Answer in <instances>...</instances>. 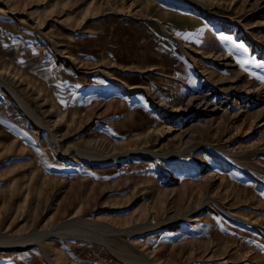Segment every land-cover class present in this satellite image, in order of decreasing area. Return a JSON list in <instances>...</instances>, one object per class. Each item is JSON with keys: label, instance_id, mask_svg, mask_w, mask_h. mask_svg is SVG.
<instances>
[{"label": "rangeland", "instance_id": "374dc122", "mask_svg": "<svg viewBox=\"0 0 264 264\" xmlns=\"http://www.w3.org/2000/svg\"><path fill=\"white\" fill-rule=\"evenodd\" d=\"M202 1L0 0V264H264V0Z\"/></svg>", "mask_w": 264, "mask_h": 264}, {"label": "bare ground", "instance_id": "6f19581e", "mask_svg": "<svg viewBox=\"0 0 264 264\" xmlns=\"http://www.w3.org/2000/svg\"><path fill=\"white\" fill-rule=\"evenodd\" d=\"M195 1V3L197 4V6H199L200 8H205L206 9V5L204 4V2L202 1V0H194ZM221 19H223L225 22H235L236 21V23L238 24V25H242L241 24V21L240 20H235V19H232V18H221ZM226 59H228V58H226ZM231 62H227L226 63V65H229ZM230 66H231V64H230ZM1 83V82H0ZM4 88H6L7 89V91L6 92H8L10 95H11V97L16 101V103L20 106V108L24 111V112H26L27 113V115L31 118V119H33L34 121H36L38 124H40L41 126H45V124H43V122L39 119V117L37 116V114L32 110V108L29 106V104L21 97V96H19L13 89H11L10 87H7V86H4ZM214 88V87H213ZM229 89H231L230 87L229 88H226V87H224L223 89L220 87L219 88V90L220 91H222V92H225V93H232V92H237V93H239L238 91H239V89H238V86H235V87H232V90H229ZM219 91V92H220ZM247 93V95L248 96H252L253 95V97H255V99H264V87H262V91H260V92H258V94L257 93H255L254 91L252 92V94H251V92H246ZM252 98V97H251ZM254 99V100H255ZM257 99V100H258ZM262 99V100H263ZM208 100H209V98H208ZM248 102H250V101H248ZM248 106H249V104H248ZM200 109L199 111H201V112H216L217 110H218V108L219 107H217L216 105H214L212 102H209V101H207V99L205 98V97H201V99H199V101H198V103L196 104V109ZM219 109H221V108H219ZM258 112H261V113H264V107H261V109H259L258 110ZM226 113V112H225ZM199 115V114H198ZM207 146H209V145H207ZM212 151L214 152V153H216V154H219V155H221V156H223L225 159H227L228 158V156H230V154L229 153H227V154H225V151H219V150H215V148H213L212 149ZM145 154V153H144ZM148 153H146L145 155H147ZM150 154H152V155H155L156 153L155 152H152V153H150ZM179 154V153H178ZM178 154H173V155H178ZM233 160H231V162H232ZM234 162V161H233ZM92 165V164H91ZM82 169V168H81ZM94 169V168H93ZM95 174V173H94ZM224 213V212H223ZM228 215V214H227ZM231 215V217H236V216H232L233 214H230ZM85 222H86V224H88V225H86L85 226V229H86V231H92L91 230V228L89 227L92 223H93V219H86L85 220ZM47 235V234H46ZM45 235V236H46ZM40 238V237H39ZM38 238V239H39ZM102 241L105 243V245L108 247V249H110L111 251L113 250V248H112V245H111V243H110V241H104V239H102ZM36 242H38L37 240H36ZM15 243V242H14ZM32 243V241H29V242H22V243H18V244H13V243H11L10 245H7V244H0V249H3V248H1V247H11V248H13V247H15V248H17V247H22V246H24V245H28V244H31ZM18 250H23V248H19ZM146 261V260H145ZM150 264V263H149Z\"/></svg>", "mask_w": 264, "mask_h": 264}, {"label": "crops", "instance_id": "0c3cea01", "mask_svg": "<svg viewBox=\"0 0 264 264\" xmlns=\"http://www.w3.org/2000/svg\"><path fill=\"white\" fill-rule=\"evenodd\" d=\"M6 117V116H5ZM6 119L8 120V121H10V122H12L17 128H19V121H18V116H14V117H9V116H7L6 117ZM54 180H60V181H62V182H67V181H63L62 179H61V175L60 176H58L56 179H54Z\"/></svg>", "mask_w": 264, "mask_h": 264}, {"label": "snow or ice", "instance_id": "6c2138e0", "mask_svg": "<svg viewBox=\"0 0 264 264\" xmlns=\"http://www.w3.org/2000/svg\"><path fill=\"white\" fill-rule=\"evenodd\" d=\"M237 47H240V48H243L244 46L243 45H238ZM247 63H255L254 61H245V62H242V66L244 65V64H247Z\"/></svg>", "mask_w": 264, "mask_h": 264}]
</instances>
